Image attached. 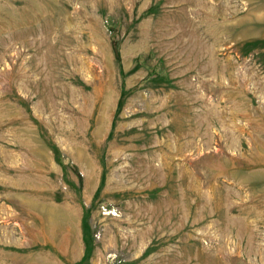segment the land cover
Returning <instances> with one entry per match:
<instances>
[{"label":"rangeland","instance_id":"obj_1","mask_svg":"<svg viewBox=\"0 0 264 264\" xmlns=\"http://www.w3.org/2000/svg\"><path fill=\"white\" fill-rule=\"evenodd\" d=\"M0 264H264V0H0Z\"/></svg>","mask_w":264,"mask_h":264}]
</instances>
